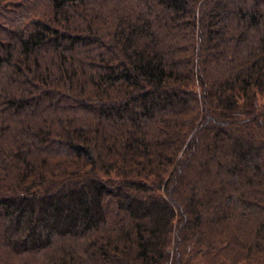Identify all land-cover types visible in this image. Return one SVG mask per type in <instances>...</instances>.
Segmentation results:
<instances>
[{"label":"trees","instance_id":"1","mask_svg":"<svg viewBox=\"0 0 264 264\" xmlns=\"http://www.w3.org/2000/svg\"><path fill=\"white\" fill-rule=\"evenodd\" d=\"M257 98L264 0H0V264H264Z\"/></svg>","mask_w":264,"mask_h":264},{"label":"rangeland","instance_id":"2","mask_svg":"<svg viewBox=\"0 0 264 264\" xmlns=\"http://www.w3.org/2000/svg\"><path fill=\"white\" fill-rule=\"evenodd\" d=\"M253 100V99H252ZM252 108L250 109V112L253 114L255 112H264V105H262V102L257 98V99H254L252 102Z\"/></svg>","mask_w":264,"mask_h":264}]
</instances>
